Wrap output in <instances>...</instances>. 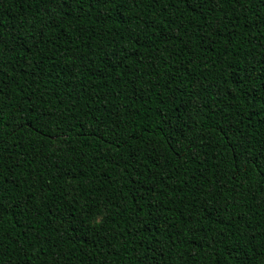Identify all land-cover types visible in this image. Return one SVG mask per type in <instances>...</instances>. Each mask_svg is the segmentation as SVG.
I'll use <instances>...</instances> for the list:
<instances>
[{"label": "trees", "instance_id": "obj_1", "mask_svg": "<svg viewBox=\"0 0 264 264\" xmlns=\"http://www.w3.org/2000/svg\"><path fill=\"white\" fill-rule=\"evenodd\" d=\"M0 264H264V0H0Z\"/></svg>", "mask_w": 264, "mask_h": 264}]
</instances>
